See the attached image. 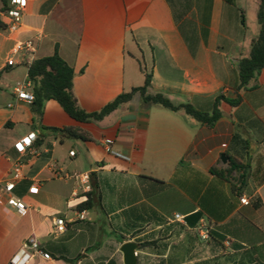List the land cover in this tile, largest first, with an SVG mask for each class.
I'll use <instances>...</instances> for the list:
<instances>
[{
	"label": "crops",
	"instance_id": "crops-1",
	"mask_svg": "<svg viewBox=\"0 0 264 264\" xmlns=\"http://www.w3.org/2000/svg\"><path fill=\"white\" fill-rule=\"evenodd\" d=\"M259 7L260 0H26L20 29L0 31V70L8 69L0 78V185L15 181L13 193L29 209L21 215L0 205V264L31 237L50 258L29 251L26 264H124L127 241L140 244L139 264H264V67L246 89L238 69L260 30L247 15L257 20ZM31 38L32 62L58 50L73 67V93L90 113L143 86L146 73L148 92L176 105L210 113L219 96L242 101H221L212 128L145 103L140 93L100 121H76L55 100L37 120L13 94L29 68L6 64ZM33 132V147L19 152L16 144ZM223 154L250 157V178L263 174L249 200L211 173L227 167ZM86 172L97 196L81 219L76 207L91 190L72 176ZM197 213L201 220L189 225ZM204 225L217 234L203 238Z\"/></svg>",
	"mask_w": 264,
	"mask_h": 264
},
{
	"label": "trees",
	"instance_id": "trees-1",
	"mask_svg": "<svg viewBox=\"0 0 264 264\" xmlns=\"http://www.w3.org/2000/svg\"><path fill=\"white\" fill-rule=\"evenodd\" d=\"M169 2L172 3V0H169ZM0 3L1 13L9 9L10 0H0ZM178 19L177 16V20ZM242 21L244 23V17ZM257 21L260 30L258 36L252 41L251 53L249 57L241 59L238 64L240 77L239 89L248 88L250 83L257 78L264 67V0H260ZM6 28V24L0 17V31L6 30ZM7 70V68L0 70V78ZM28 77L33 84L35 99L31 104V108L37 120L42 118L45 103L49 100H55L63 107L66 113L76 121H100L123 104L131 101L135 94L140 93L145 103L160 105L171 111L183 110L187 115L191 116L199 123L212 128L222 117V112L219 108L221 101H226L233 107H236L242 101L240 97L236 99H227L224 96H219L215 100L213 109L210 113L200 111L191 104L176 105L161 93L150 94L148 92L152 81V73H146L143 86L133 88L129 92L120 94L114 100L103 106L100 111L90 113L79 107L73 93L75 71L73 67L59 55L58 50L51 56L34 60L29 67ZM60 132L76 139H88L87 134L77 132L73 128H63L60 129ZM234 142H239L238 136H235ZM227 155L229 156L227 167L214 166L211 169V173L227 181L231 186L233 194L241 195L243 189L248 185V179L251 175V158L248 157L247 162H243L238 156ZM85 196L87 200L76 207L78 211L92 208L94 205V198H96L97 194L94 189H92L90 192L86 193ZM201 218L202 214L197 213L188 217L187 222L189 225L195 226L199 223ZM209 234L217 233L209 229ZM123 239H126V237ZM141 246L145 247V244H141Z\"/></svg>",
	"mask_w": 264,
	"mask_h": 264
},
{
	"label": "built area",
	"instance_id": "built-area-1",
	"mask_svg": "<svg viewBox=\"0 0 264 264\" xmlns=\"http://www.w3.org/2000/svg\"><path fill=\"white\" fill-rule=\"evenodd\" d=\"M26 8V0H10V7L7 11L2 12V20L6 24L7 28L6 30L10 32H17L20 27L22 26V20H23V13ZM36 52V43L35 38H31L25 41L19 42L16 47L13 50V56L9 57L7 59V66L8 67H14L21 63H25L27 67L29 68L32 64V57L34 56ZM16 55H20L21 58H24L26 56L29 57V59H26L24 61H19L16 57ZM13 94L14 99L16 101H22L26 102L27 104L31 105L35 99L33 94V84L29 80V77L27 76L25 79L17 81L15 83V86L13 88ZM14 104H9V107H13ZM37 139V133H31L26 138L22 139L18 144H16V149L19 152H23L26 147H33V144L35 143ZM71 155H74V152H70ZM74 179L79 180L82 185L84 186L86 191L91 190V184H90V173H80V174H74L72 176ZM20 174L15 175V179H19ZM14 189H15V181L8 182L4 185H0V205H9L13 208H15L21 215L25 214L27 210L29 209V206L24 202L22 198H19L14 195ZM39 190L38 186H32L31 192L34 194H37ZM241 202L243 204H249L246 198H241ZM180 216H176V218H179ZM80 218H85V212L80 213ZM55 226L57 227V230L64 231L65 230V221L63 219H57L55 220ZM201 234L203 235V238L209 237V229L206 227L201 228ZM29 251L38 252L43 255L44 258L49 259V254L43 253L41 251L39 242L31 237L26 242H24L20 252L16 254L10 261V264H26L28 259L30 258Z\"/></svg>",
	"mask_w": 264,
	"mask_h": 264
},
{
	"label": "water",
	"instance_id": "water-1",
	"mask_svg": "<svg viewBox=\"0 0 264 264\" xmlns=\"http://www.w3.org/2000/svg\"><path fill=\"white\" fill-rule=\"evenodd\" d=\"M221 160L224 164H227L229 158L223 154ZM140 248V244L135 241L124 242L120 248L123 253L124 264H139L137 251Z\"/></svg>",
	"mask_w": 264,
	"mask_h": 264
},
{
	"label": "rangeland",
	"instance_id": "rangeland-1",
	"mask_svg": "<svg viewBox=\"0 0 264 264\" xmlns=\"http://www.w3.org/2000/svg\"><path fill=\"white\" fill-rule=\"evenodd\" d=\"M247 22L250 27L257 24L256 17L253 18V15L251 14V12H249V14L247 15ZM227 165H228V162H227ZM262 175H260L259 172L258 173L255 172L251 176V178L248 179V185L243 189V192H245L247 195L246 197L247 199L249 198L251 189H255L257 187L258 181L261 179ZM204 227H206V225H204Z\"/></svg>",
	"mask_w": 264,
	"mask_h": 264
}]
</instances>
